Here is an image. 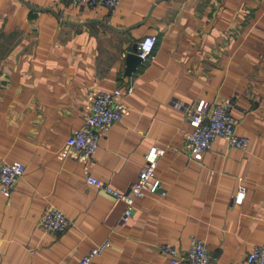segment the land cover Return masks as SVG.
I'll return each instance as SVG.
<instances>
[{
  "label": "crops",
  "instance_id": "crops-1",
  "mask_svg": "<svg viewBox=\"0 0 264 264\" xmlns=\"http://www.w3.org/2000/svg\"><path fill=\"white\" fill-rule=\"evenodd\" d=\"M150 35L152 54L127 75V54ZM130 86L128 113L86 165L68 137L95 92ZM224 100L250 144L217 137L196 160L187 110ZM153 146L166 147L156 169L166 196L137 199L124 219L126 203L86 173L129 192ZM0 160L26 165L12 195L0 191V264H77L105 241L90 264H167L164 247L186 252L193 237L211 264H249L264 244V0H122L115 11L0 0ZM50 206L70 220L66 231L41 226Z\"/></svg>",
  "mask_w": 264,
  "mask_h": 264
},
{
  "label": "built area",
  "instance_id": "built-area-1",
  "mask_svg": "<svg viewBox=\"0 0 264 264\" xmlns=\"http://www.w3.org/2000/svg\"><path fill=\"white\" fill-rule=\"evenodd\" d=\"M71 5L89 7L105 6L111 11H115L122 0H63ZM158 37L150 35L144 37L139 43V56L146 59L150 56L156 46ZM134 91L130 86L126 92L120 87L113 90H99L94 93L90 104V116L82 127L75 129L66 141V149L76 152V156L86 165L91 162L93 155L100 145L101 133L108 130L114 123L121 121L128 113L125 104V97ZM189 107V105H187ZM233 104L230 100L213 103L208 112L202 109L188 108L189 118L194 125L193 130L187 135V146L191 156L196 160H201L206 151L211 149L217 137H221L227 143L238 149L245 150L250 144L247 136L237 133V119L232 115ZM166 147L153 146L146 154V164L139 172L138 178L133 183L129 192H123L106 184L92 173H86L85 180L88 184L121 199L126 203L124 219L131 216L135 201L147 194L166 196V191L162 189V181L156 174L160 158L165 154ZM26 165L21 161L0 160V191L10 197L15 190L17 183L24 176ZM245 195V187L239 186L236 203L241 204ZM41 226L46 231L64 232L70 226V220L66 214L53 206L48 207L41 219ZM110 247V242L105 241L94 246L77 264H90L94 258ZM165 251L169 253L170 260L167 264H211V254L207 243L197 237H193L191 246L186 252H181L177 248L166 245ZM246 260L249 264H264V244L256 245L250 251Z\"/></svg>",
  "mask_w": 264,
  "mask_h": 264
},
{
  "label": "water",
  "instance_id": "water-1",
  "mask_svg": "<svg viewBox=\"0 0 264 264\" xmlns=\"http://www.w3.org/2000/svg\"><path fill=\"white\" fill-rule=\"evenodd\" d=\"M142 61L137 50L129 52L126 56V74L132 75Z\"/></svg>",
  "mask_w": 264,
  "mask_h": 264
}]
</instances>
